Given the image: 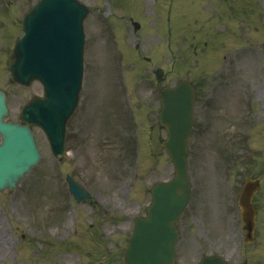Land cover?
Masks as SVG:
<instances>
[{
	"label": "rangeland",
	"instance_id": "obj_1",
	"mask_svg": "<svg viewBox=\"0 0 264 264\" xmlns=\"http://www.w3.org/2000/svg\"><path fill=\"white\" fill-rule=\"evenodd\" d=\"M96 1L89 0V49L80 102L69 123V155L55 159L37 134L42 158L36 168L15 190L0 192V264H124L133 218L144 213L150 198L145 187L158 170L146 174L152 165L146 152L151 104L158 89L151 69H170L173 54L164 51L178 39L189 43L186 53L206 50L195 60L183 56L166 79L190 78L198 91L189 141L190 174L198 185L196 209L185 221L188 232L193 225L191 236H184L190 239L186 245L215 247L234 264H264V0ZM96 5L104 8L101 18ZM127 16L157 48L144 53L154 55L150 64L140 53L137 60L128 46L129 39L131 44L144 39L125 26ZM4 33L0 26V39ZM8 33H16L10 23ZM10 91V105L16 107L21 93ZM165 167L170 170V163ZM67 173L92 193L94 205L68 198V207ZM246 177L262 183L253 243L243 239L235 202L234 185ZM11 230L24 234L22 240ZM210 239L216 241L212 246Z\"/></svg>",
	"mask_w": 264,
	"mask_h": 264
},
{
	"label": "water",
	"instance_id": "obj_2",
	"mask_svg": "<svg viewBox=\"0 0 264 264\" xmlns=\"http://www.w3.org/2000/svg\"><path fill=\"white\" fill-rule=\"evenodd\" d=\"M52 1L53 3H58V7L60 6V8L65 5V2H62V0H42L36 7L32 8L28 13L29 15L26 16L27 26L29 28L39 20L41 22L48 21V18H46L47 20L42 18L47 14ZM57 11L58 9H56V12ZM45 38L47 40L46 44L50 43L51 36H45ZM25 45L27 44L25 43ZM23 46L24 41L18 39L14 49L10 52L9 69L11 71V78L24 83L29 82L32 78L37 76L41 78L45 88V95L49 99V104L46 109V124L42 122L39 123V121H36V123L43 126L42 128L48 135L53 149L55 146H58V148L62 150L59 137L62 136V139L64 138V125L75 105L66 117L64 115L70 110V106L66 109L62 106L64 101L73 104V99L75 96L77 97L81 79L80 59H75V52L73 51L67 54L68 59H66L65 53L60 55L49 48V52H46L44 55H48L52 60L57 57V63L43 67V63L41 62L39 67L40 71L35 67L36 73L27 72L25 66L23 64L20 65L19 62L22 53H24L21 51V47ZM40 59L46 62L44 57H40ZM182 90L183 88L179 85L172 91L169 89L163 90L162 94L165 96L173 93L179 94ZM56 92H58L59 95ZM55 95L60 97L57 99ZM1 110L2 106L0 105V111ZM64 110L66 111L65 113ZM176 125L179 127L178 129H181V117L177 120ZM18 129L19 127L16 124L2 123L0 114V131L5 141L3 145H0V188L4 186L13 187L16 181L35 164L39 157L30 130L27 127L22 129L25 137L19 139ZM179 132L180 135L176 134L173 137L176 141V145L170 146V141L167 144V148L175 163L176 172L174 179L168 185L162 186L159 190L157 187L154 188V202L151 208L148 209L149 218L146 220L141 218L136 219L135 233L130 238L128 248L125 252V260L128 264H173L172 245L174 240H168L165 231L168 227L172 228V220L183 210L188 200L189 190L185 167L187 154L185 150V140L187 133L184 130ZM7 155H10L11 161L5 164ZM68 181L70 184V191L77 199L84 200L89 198L85 190L73 179L68 177ZM176 189H180L181 191V193L178 194L179 196L173 194V191ZM254 189V184L252 182H247L239 198V203L242 207L241 217L244 222L247 240H252V230L254 226L255 211L250 202L251 194ZM201 264L227 263L218 257H206L202 260Z\"/></svg>",
	"mask_w": 264,
	"mask_h": 264
}]
</instances>
